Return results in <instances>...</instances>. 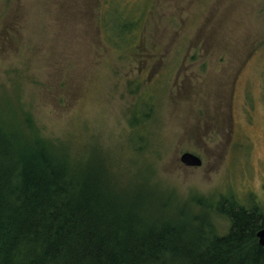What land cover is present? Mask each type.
Masks as SVG:
<instances>
[{
    "label": "rangeland",
    "instance_id": "rangeland-1",
    "mask_svg": "<svg viewBox=\"0 0 264 264\" xmlns=\"http://www.w3.org/2000/svg\"><path fill=\"white\" fill-rule=\"evenodd\" d=\"M28 116L159 200L263 208L264 0H0V121Z\"/></svg>",
    "mask_w": 264,
    "mask_h": 264
},
{
    "label": "trees",
    "instance_id": "trees-1",
    "mask_svg": "<svg viewBox=\"0 0 264 264\" xmlns=\"http://www.w3.org/2000/svg\"><path fill=\"white\" fill-rule=\"evenodd\" d=\"M0 122V264H264V207L159 200L147 173L121 185L100 156L42 137L29 116Z\"/></svg>",
    "mask_w": 264,
    "mask_h": 264
},
{
    "label": "water",
    "instance_id": "water-1",
    "mask_svg": "<svg viewBox=\"0 0 264 264\" xmlns=\"http://www.w3.org/2000/svg\"><path fill=\"white\" fill-rule=\"evenodd\" d=\"M179 162L186 168H199L202 165L201 159L191 153H184L179 158ZM258 244L264 247V228L259 230L256 234Z\"/></svg>",
    "mask_w": 264,
    "mask_h": 264
}]
</instances>
